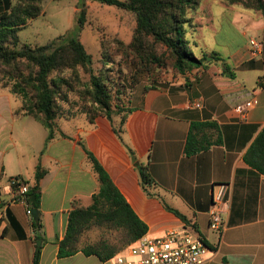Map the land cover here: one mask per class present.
I'll return each instance as SVG.
<instances>
[{"label": "crops", "instance_id": "1", "mask_svg": "<svg viewBox=\"0 0 264 264\" xmlns=\"http://www.w3.org/2000/svg\"><path fill=\"white\" fill-rule=\"evenodd\" d=\"M210 4L220 8L213 11L208 5L202 11L206 32L214 39L219 35L220 42H205L194 55L214 52L219 60L208 62L211 58L207 56L201 66L188 73L156 80L146 89L139 85L126 89L124 103L130 112L120 138L106 118L97 116L88 123L83 115H76L57 118L53 137L45 142V131L41 142L34 145L28 128L34 118H14L11 110L19 102L0 89V264H29L32 246L26 241L35 233L41 236L34 241L41 244L38 264H114L111 258L100 261L80 251L56 256L71 200L88 204L97 189L81 144L146 225V234L158 236L167 229L185 228L200 235L208 248L200 264H264V174L243 160L246 148L264 124V18L257 11L220 0ZM188 16L195 24L189 36L194 43L192 34L197 37L201 22L193 13ZM215 19L218 23L212 26ZM221 19L227 21L229 31L222 29ZM250 37L261 39L257 56L250 54ZM123 40L127 42L129 37ZM224 65L226 69H222ZM245 100L252 105L240 118L232 106ZM192 101L200 106L190 105ZM78 118H83L82 124ZM16 124L24 135L20 141L27 157L10 153L19 139L12 133ZM190 129L193 141L201 148L187 154L184 144ZM127 147L136 163L147 165L152 180L147 191L138 182ZM37 164L46 172L39 180L41 228L32 231L29 216L17 204L6 205L12 193L5 186L14 175L30 180ZM218 182L230 185L225 226L220 232L208 228L206 212ZM166 206L183 215L185 221ZM7 209L15 226L8 223ZM3 228L5 234L1 233Z\"/></svg>", "mask_w": 264, "mask_h": 264}, {"label": "trees", "instance_id": "2", "mask_svg": "<svg viewBox=\"0 0 264 264\" xmlns=\"http://www.w3.org/2000/svg\"><path fill=\"white\" fill-rule=\"evenodd\" d=\"M87 1L114 6L130 29L127 42L117 35L107 38L99 35L98 60L101 66L96 70L77 35L71 36L66 32L44 44L33 45L19 40L18 30L42 13V0H2L0 89H6L19 102L11 110L14 118L30 116L46 128L45 142L55 134L57 118L69 119L77 114H82L88 123H93L97 116L106 118L115 135L120 138L122 125L130 112L124 103L126 89L130 87L125 86L120 66H115L113 77L112 64H105L106 61L111 62L113 55L124 64L147 73L151 67L164 66L168 60L175 75L188 73L192 68L201 66L207 56L211 58L208 62L219 60L214 52L196 57L188 49L186 35L189 28L191 30L195 27L188 12L195 10L201 0H81L74 15L76 31L91 21ZM220 1L225 5L257 11L264 18V0ZM222 69H226V65ZM59 134L64 135L62 132ZM81 145L97 182V189L91 194L88 204H82L78 199L71 200L63 236L57 241L56 256L66 257L80 251L84 255L92 254L100 261H106L145 233L146 225L129 207L102 165ZM200 148L193 141L190 129L184 144L185 153L192 154ZM127 152L137 170L139 184L147 191V187L152 184L147 165L136 163L128 147ZM243 160L264 174V124L246 148ZM45 172L46 168L37 164L30 180L20 175L11 177L12 196L6 205L17 204L23 214H26L25 209L35 208L37 219L29 215L32 231L41 228L39 180ZM20 184L26 185L22 193L17 192ZM166 209L185 221V217L174 209L167 206ZM5 216L8 223L15 226L8 209ZM91 226L120 231L124 240L118 245L101 239L79 246V235ZM1 233L5 234V228ZM35 239L41 240V236L35 233L26 241L32 246L29 264H38L39 260L41 244L37 246Z\"/></svg>", "mask_w": 264, "mask_h": 264}, {"label": "rangeland", "instance_id": "3", "mask_svg": "<svg viewBox=\"0 0 264 264\" xmlns=\"http://www.w3.org/2000/svg\"><path fill=\"white\" fill-rule=\"evenodd\" d=\"M218 0H201L199 3L201 7L196 8L195 11L190 10L188 13L192 14L193 17H198V22H201V28L198 31L197 37H195L196 33H193L192 37L195 39V44L190 39V28L186 35L188 40V49L193 52V54L197 53L198 48L205 42L213 43L219 45L220 39L218 37L214 39L212 34L207 33L204 21V14L202 15V11H204L208 5L211 6L213 11H217L220 7H213L212 2ZM81 0H42L41 7L42 13L38 16L29 20V22L22 28H20L17 32L18 38L21 42H25L28 44H44L47 40L56 37L63 33H68L71 36L78 37L79 41L83 45L85 51L90 55L92 60V67L96 70L100 68L99 58V43L98 38L99 35L102 34L106 38L111 35H116L120 38H127L130 35L129 26L121 20L120 14L118 10L112 5L101 4L97 1H87V12L90 13V23L86 24L81 30L76 31L74 23V15L76 8L80 5ZM219 19V17H218ZM218 19H215L212 26H215L218 23ZM223 30H230V27L227 21L223 19L220 20ZM221 30V31H223ZM220 38L222 36L220 35ZM256 38V37H255ZM231 39L233 41H237V37L231 34ZM245 39L247 37L245 36ZM257 39V38H256ZM260 44L262 46L261 39H259ZM207 58V57H206ZM119 63V64H118ZM106 65L113 66L112 75L115 77L116 68L119 66L123 69L121 76L124 78L125 86L135 87L137 85L149 87L156 80L163 79L166 77H173L175 75L171 68L170 63L167 60L164 66L159 68L151 67L149 69V73L144 72L142 69H136L128 64H124L123 61H119V58L116 55L112 56V60L106 61ZM127 87V88H128ZM143 87V88H144ZM82 115V114H77ZM32 119V118H31ZM33 126L29 128V137L32 144L36 145L41 142L42 136L45 134L46 128L36 121L32 119ZM78 121H84L83 118H78ZM21 127L19 124H16L13 128V136L19 139L15 140V147L10 153L14 151L17 153H21V157H27L26 148L24 144L20 141V138L23 139V134H20ZM19 131V132H18ZM41 139V140H40ZM45 139V138H44ZM29 216V215H28ZM101 239H105L110 241L111 243L118 245L121 244L124 240V236L120 231H116L113 229H109L104 226H91L81 232L78 238V245L83 246L89 243L97 242Z\"/></svg>", "mask_w": 264, "mask_h": 264}, {"label": "built area", "instance_id": "4", "mask_svg": "<svg viewBox=\"0 0 264 264\" xmlns=\"http://www.w3.org/2000/svg\"><path fill=\"white\" fill-rule=\"evenodd\" d=\"M250 54L257 56L261 50L259 39L248 38ZM199 107L198 101L189 103ZM252 102L245 100L232 106V111L240 118H244L245 111L250 108ZM13 178L7 180L5 189L11 191ZM25 184L18 186V193L25 191ZM230 185L228 182H218L211 191V201L207 208V226L210 230L220 232L225 226L224 215L228 210V197L226 196ZM23 202L20 199H16ZM27 215H31L30 209H25ZM208 248L200 235H196L188 229H167L163 234L151 236L141 234L121 251L111 257L114 264H200L204 260Z\"/></svg>", "mask_w": 264, "mask_h": 264}, {"label": "water", "instance_id": "5", "mask_svg": "<svg viewBox=\"0 0 264 264\" xmlns=\"http://www.w3.org/2000/svg\"><path fill=\"white\" fill-rule=\"evenodd\" d=\"M208 58V57H207ZM31 216L33 217L34 220L37 219V210L35 208L30 209ZM39 241H36V244L38 245Z\"/></svg>", "mask_w": 264, "mask_h": 264}]
</instances>
